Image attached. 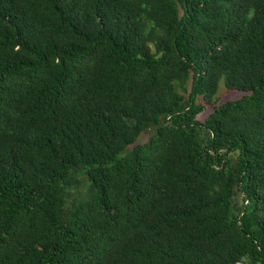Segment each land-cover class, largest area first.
<instances>
[{"label":"trees","instance_id":"1","mask_svg":"<svg viewBox=\"0 0 264 264\" xmlns=\"http://www.w3.org/2000/svg\"><path fill=\"white\" fill-rule=\"evenodd\" d=\"M0 264H264V0H0Z\"/></svg>","mask_w":264,"mask_h":264},{"label":"rangeland","instance_id":"2","mask_svg":"<svg viewBox=\"0 0 264 264\" xmlns=\"http://www.w3.org/2000/svg\"><path fill=\"white\" fill-rule=\"evenodd\" d=\"M243 95H245L244 92L226 89L223 85V82L220 81L217 93L214 96V100L216 104H221L226 101L236 100L242 97ZM212 109H213V105L205 104V110L197 116V120L204 121V119L212 112ZM148 136H149V131L141 133L136 143H144L148 139ZM77 176L79 179H82L81 175H77ZM81 186L83 187L85 186V184H81Z\"/></svg>","mask_w":264,"mask_h":264}]
</instances>
